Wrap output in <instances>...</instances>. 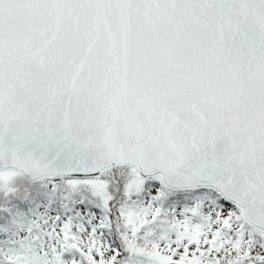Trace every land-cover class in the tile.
Wrapping results in <instances>:
<instances>
[{
  "label": "snow or ice",
  "instance_id": "obj_1",
  "mask_svg": "<svg viewBox=\"0 0 264 264\" xmlns=\"http://www.w3.org/2000/svg\"><path fill=\"white\" fill-rule=\"evenodd\" d=\"M0 264H264V0H0Z\"/></svg>",
  "mask_w": 264,
  "mask_h": 264
}]
</instances>
